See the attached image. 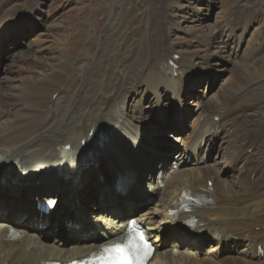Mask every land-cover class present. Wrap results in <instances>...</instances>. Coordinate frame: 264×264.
I'll list each match as a JSON object with an SVG mask.
<instances>
[{"label":"bare ground","instance_id":"1","mask_svg":"<svg viewBox=\"0 0 264 264\" xmlns=\"http://www.w3.org/2000/svg\"><path fill=\"white\" fill-rule=\"evenodd\" d=\"M110 1L116 18L111 17L103 28L99 18L93 19L95 29L102 32L97 50L96 41L85 42V37L97 40L89 34L87 23L62 44L60 57L65 58L58 68L49 66L41 77L33 75L26 80L23 94L37 88L49 97L42 108L18 107L12 102L3 109L2 104L17 86L18 75L13 71L18 62L47 49L34 48L35 41H30L26 52L13 49L5 64L0 63L4 71L0 74V188L13 189V196L0 202L5 209L0 212V264L67 262L85 256L113 236L124 234L132 215L157 244L156 264H264V87L260 83L264 69L234 64L233 77L246 86L211 98L205 93L199 96L191 130L185 133L170 121L173 114L188 112L183 101L196 79L192 74L203 68H219L222 60H230L233 45L218 41L212 32H199L195 40L200 48L176 51L162 34L161 0ZM174 2L177 7H189L180 0ZM5 6V0H0V47L15 43L14 37L12 41L5 38L17 23L3 15ZM28 12L25 16L29 19ZM251 15L227 18L233 44L240 45L253 27ZM223 27L222 22L219 28ZM80 54L89 56L83 65L75 64ZM68 79L70 85L64 88ZM57 92H63V105L52 100ZM168 96L165 107L162 100ZM151 100L158 106L149 114L146 104ZM154 130L165 131L167 138L172 135L177 146L169 151L162 144L142 160L141 149ZM215 140L219 145L208 150ZM213 149H217L215 153ZM174 150L178 158L170 164ZM87 153L104 166L122 167L120 161L131 165L118 179L117 191L103 196L97 209L87 198V187L99 184L92 179L93 166L83 163ZM14 161L17 169L7 171ZM142 162L145 170L136 168ZM156 162L162 165L158 167ZM18 173L27 181L35 177L27 185L29 189L18 190L21 185L11 178ZM61 175L70 176L65 188ZM46 189L48 196L42 197ZM19 191L26 196L20 198ZM185 192L206 202L192 213L197 220L190 232L180 226L190 215L172 213ZM137 196H153L154 201L142 210L134 203ZM63 197L67 204L42 224L71 218L73 223L87 225L90 236L64 241L59 236H44L38 223H28L36 215L31 205L36 198ZM112 200L119 207L112 208ZM11 230L19 234L17 240L10 237Z\"/></svg>","mask_w":264,"mask_h":264},{"label":"rangeland","instance_id":"2","mask_svg":"<svg viewBox=\"0 0 264 264\" xmlns=\"http://www.w3.org/2000/svg\"><path fill=\"white\" fill-rule=\"evenodd\" d=\"M180 2L189 5V7H177L174 0H161L159 3V6L162 8L161 11L163 10L161 14L162 16L160 15L161 23L164 27H162V34L164 36L166 35V43L168 45L171 43L169 46L172 45L171 47L175 48L176 51H182L185 48L191 51L196 50L197 48H200L197 40H195L198 33L212 32L218 41L229 43V47L233 45L234 48L232 55L228 57L230 60L227 62L226 60H222L221 64L217 66L219 68H203L192 74V79H196L189 89V94L186 95L183 101L185 107L188 108V112L186 115L173 114L170 121L172 125L181 127L185 133H187L191 130V122L193 123V118L196 116L193 110L195 109V102L199 96L205 93L211 98V96L217 94L221 95L228 90H242V88L246 86L240 85L243 83H239L238 79L233 77L235 70L233 67L234 64H242L247 69H255L256 67L260 68L259 70H261V67L264 69V0H180ZM5 4L6 6L4 7L3 15H7L6 17H8L7 19L9 21L14 19L13 22L17 21V23H15V29L6 33L5 37L9 38V41H12L11 39L14 37L15 43L13 44L15 47H13V44L7 45L5 43L0 47V63L2 66L5 64L7 55L13 49H15V52H26L27 43L30 41H35V44H33L34 48H46L47 51H44V54L41 52H33L27 60L25 59L18 62L19 64H17L16 70L13 71L14 76L18 75L15 77L17 86L14 88L15 90L13 89L11 91L10 99L2 104L3 109L10 107L12 102H14V104L16 103L15 105L18 107L30 105L34 108H42L49 97L42 96L40 92L41 89L37 88H32L30 89V93L23 94L22 91H24L25 83H27L26 80L30 79L33 75L35 79L41 77L44 68H55L56 66V68H58L60 63H62V60L65 58H61V55H63L61 52L62 44H64L65 40L75 33L78 27L81 26L82 29H84L87 23L89 24V34L96 36L97 40H87L85 37V42L94 41L95 43L96 41L97 50L102 32L100 31L101 28L95 29L93 19L99 18L98 20L100 25H103V28L106 26V23L111 21V17H113V19L116 18L115 7L110 0H5ZM165 7H167V9ZM26 12L31 14L29 19L25 16ZM250 12L252 14L251 18L255 19L252 25L253 27L240 45L233 44L231 41V35L228 32L227 18L229 19L230 15L241 17L243 14H248ZM163 17L165 19L164 21H162ZM167 20L168 23H171L172 25H168ZM245 21L247 22L248 20ZM249 21L252 20L250 19ZM222 22L225 24V27L221 30L219 27ZM166 25L168 28H166ZM8 26L10 27L11 23H9ZM66 29H69L68 33H65ZM48 48H51L52 50ZM90 48L87 47L86 50H89ZM86 54H80V57L75 61V64H85L89 57ZM54 63L56 65H54ZM3 73L4 71L1 69L0 74ZM9 74L13 76L11 72H9ZM261 79L260 83L263 85L262 87H264V78ZM70 82L69 79L66 80L63 87L65 88L70 85ZM62 95L63 92L60 94L57 92L56 94H53L52 100L58 99L60 104L63 105ZM11 99L13 100L11 101ZM169 99L170 96L162 100V104L165 107H168ZM157 106L158 105L154 106L153 100L147 103L146 107L149 114H152ZM149 134L150 136L141 149L142 160L152 155L156 148L160 147L162 144H164L169 151L174 149V146H177L174 142L175 140L171 137L172 135L167 138V133H165V131L162 133L154 130L150 131ZM219 143V140H215L216 146H218ZM215 150L217 149H213V153H215ZM176 151L174 150L170 154L173 156ZM172 161L173 159L171 158L169 161L170 164ZM120 162L122 167L113 165L104 166L102 162L97 163L95 166L92 165V168L94 169L92 171V179L95 178L99 181V184L95 183L91 188L90 186L87 187V198L89 197L94 202H92V208L97 209L98 207H101L102 204L99 203V201L105 198L103 196L108 195L109 197L112 193L117 191V188H115L117 179L123 175L129 167H131L129 163ZM156 166L159 167L161 165L156 162ZM136 168L145 170V165L142 162V165ZM117 171L119 172L117 173ZM224 175L227 176V179H230L228 171H225ZM61 177L64 184L69 182V179L64 178V175H61ZM64 184L62 186L64 188L67 187V185L65 184L64 186ZM2 189L3 188H0V196H4L6 199L13 196V194L11 195L13 189L9 187L4 190ZM23 189L26 190L29 188L25 187ZM21 191L18 193L19 197H25L26 195ZM46 192H49V190L46 189L45 191H42V194H46ZM146 197L137 196L134 198V203L136 206L142 207V210L147 207L149 202H151L148 201V198ZM133 217H135V215H132L131 218ZM85 230L89 231L87 225L77 230L69 226L62 230L60 235L53 234L51 236H59L66 241L64 237H80L86 233ZM43 235L48 236L50 234L43 232Z\"/></svg>","mask_w":264,"mask_h":264},{"label":"snow or ice","instance_id":"3","mask_svg":"<svg viewBox=\"0 0 264 264\" xmlns=\"http://www.w3.org/2000/svg\"><path fill=\"white\" fill-rule=\"evenodd\" d=\"M150 249L151 244L143 229L133 222L125 236L74 264H144Z\"/></svg>","mask_w":264,"mask_h":264}]
</instances>
